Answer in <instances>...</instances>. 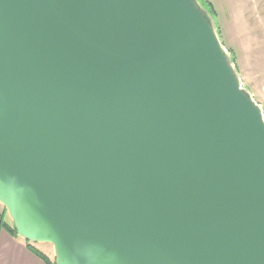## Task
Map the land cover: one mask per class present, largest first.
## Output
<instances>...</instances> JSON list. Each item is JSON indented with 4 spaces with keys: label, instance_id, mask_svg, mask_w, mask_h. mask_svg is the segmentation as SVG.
I'll return each instance as SVG.
<instances>
[{
    "label": "water",
    "instance_id": "water-1",
    "mask_svg": "<svg viewBox=\"0 0 264 264\" xmlns=\"http://www.w3.org/2000/svg\"><path fill=\"white\" fill-rule=\"evenodd\" d=\"M202 0H0V204L56 264H264V113Z\"/></svg>",
    "mask_w": 264,
    "mask_h": 264
},
{
    "label": "crops",
    "instance_id": "crops-1",
    "mask_svg": "<svg viewBox=\"0 0 264 264\" xmlns=\"http://www.w3.org/2000/svg\"><path fill=\"white\" fill-rule=\"evenodd\" d=\"M207 1L211 3L210 0ZM229 1L230 0H227V2ZM240 1L241 0H239V2ZM248 2L249 6L250 4L255 5V11H245L243 15H241L239 11L233 10V14H227L224 18L223 26L225 25L224 27L227 28L228 26L231 28V43L236 50L252 52L254 50L264 49V0H248ZM215 12L216 19L220 23V29V15L217 13L218 11L216 9ZM45 255L49 257L48 254ZM0 264L48 263L32 251L27 241L8 231L7 228L1 225L0 221Z\"/></svg>",
    "mask_w": 264,
    "mask_h": 264
},
{
    "label": "rangeland",
    "instance_id": "rangeland-1",
    "mask_svg": "<svg viewBox=\"0 0 264 264\" xmlns=\"http://www.w3.org/2000/svg\"><path fill=\"white\" fill-rule=\"evenodd\" d=\"M214 5L217 13L220 15L221 28L219 29L220 23L217 20L216 27L225 48L230 52L235 61V67L239 74L242 87L247 90L254 98V100L261 106L264 113V49L254 51H240L236 50L232 45V34L230 33L231 28L224 27V18L227 14H233V10L239 11L241 15L245 11H255V5L250 4L248 0H210ZM240 15V14H239ZM238 15V17H239ZM256 47V46H255ZM4 207L0 204V213L3 212ZM5 219L10 224H13L8 213ZM36 248L41 249L44 254H48L52 261L55 260L54 248L52 245H40L32 244Z\"/></svg>",
    "mask_w": 264,
    "mask_h": 264
},
{
    "label": "trees",
    "instance_id": "trees-1",
    "mask_svg": "<svg viewBox=\"0 0 264 264\" xmlns=\"http://www.w3.org/2000/svg\"><path fill=\"white\" fill-rule=\"evenodd\" d=\"M203 4L209 9V11L211 12V14L216 17V12L215 9L213 7V5L208 2L207 0H202ZM7 212L5 209H3V212L0 213V221H1V225L5 228L8 229V231H10L11 233H13L14 235H17V230L15 229L13 224H10L9 222L6 221L5 216H6ZM27 244L29 245L30 248H32V251L37 254L39 257H41L43 260H46L48 264H56V260L52 261L48 256H46L41 250L37 249L34 245H32L31 243L27 242Z\"/></svg>",
    "mask_w": 264,
    "mask_h": 264
}]
</instances>
